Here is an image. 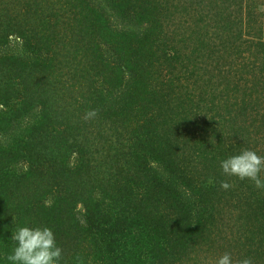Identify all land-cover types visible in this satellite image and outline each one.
Here are the masks:
<instances>
[{"label":"trees","instance_id":"trees-1","mask_svg":"<svg viewBox=\"0 0 264 264\" xmlns=\"http://www.w3.org/2000/svg\"><path fill=\"white\" fill-rule=\"evenodd\" d=\"M263 4L4 1L0 256L28 224L60 264H264V189L220 168L264 156Z\"/></svg>","mask_w":264,"mask_h":264},{"label":"clouds","instance_id":"clouds-1","mask_svg":"<svg viewBox=\"0 0 264 264\" xmlns=\"http://www.w3.org/2000/svg\"><path fill=\"white\" fill-rule=\"evenodd\" d=\"M97 115L95 110L85 114V119H92ZM222 173L229 177L240 180H250L257 189H264V156L257 152L245 149L239 154L228 156L220 161ZM227 181H221L223 189H229ZM15 224L17 218L12 217ZM10 239L15 246L6 256H0V264H60L62 260V249L58 245L55 233L48 226H30L28 224H17L11 231ZM215 264H233L230 253H224ZM238 264H253L250 257L241 259Z\"/></svg>","mask_w":264,"mask_h":264},{"label":"rangeland","instance_id":"rangeland-1","mask_svg":"<svg viewBox=\"0 0 264 264\" xmlns=\"http://www.w3.org/2000/svg\"><path fill=\"white\" fill-rule=\"evenodd\" d=\"M4 1H6V0H0V6L3 4V2ZM101 1L102 0H91V2L93 3V4H100L101 3ZM64 8V7H63ZM245 10V9H244ZM257 10V9H256ZM258 12L259 13H262V16L259 18V23H260V21H261V23H263L262 25H263V28H264V4L260 7V9H258ZM177 18H178V16H176V20H177ZM62 19H64L63 17H62ZM60 21H62L61 19H60ZM114 22H116L117 23V20H114L113 18H112V23H114ZM63 25H61V27H62ZM60 27V28H61ZM68 29V28H67ZM169 30H172L171 28H169ZM224 54V53H223ZM226 56H228L229 58L227 59V58H225L226 59V62L228 63V61H229V59L232 61V57H231V55H230V52L228 51V53H226ZM241 58L243 57V55L242 56H240ZM255 60H257L256 58H254ZM239 61H240V58H239ZM233 62V61H232ZM225 65H227V64H225ZM233 65H235V66H238L239 65V63L237 62V63H234ZM252 66V69H255L253 72H257V70L259 69V67L258 68H256L257 66H255V65H251ZM259 72V71H258ZM261 77V75L259 74V78ZM225 78H227V79H229V77H225ZM237 78V76H235V78H232L231 80H234V79H236ZM264 79V78H263ZM263 82H264V80H262V82H259V84L257 85L256 84V86L254 85V87H255V89H257V94H258V97H261L260 99H261V106H262V110L264 111V86H263ZM254 84V83H253ZM263 86V87H262ZM76 93V92H75ZM77 94H78V92H77ZM255 95H256V93H254ZM260 95V96H259ZM252 100V102L251 103H254V96H253V98L251 97V99H250V101ZM86 122H88L90 119H84ZM249 120H250V118H249ZM84 123V122H83ZM263 141H264V138H263ZM259 148H264V145H260L259 146ZM258 149V148H257ZM78 210H80L81 212H82V209L81 208H78Z\"/></svg>","mask_w":264,"mask_h":264}]
</instances>
